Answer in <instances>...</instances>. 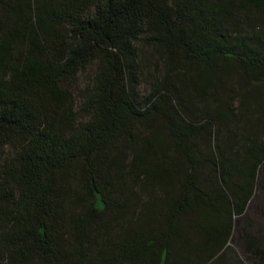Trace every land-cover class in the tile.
I'll list each match as a JSON object with an SVG mask.
<instances>
[{
  "label": "trees",
  "instance_id": "16d2710c",
  "mask_svg": "<svg viewBox=\"0 0 264 264\" xmlns=\"http://www.w3.org/2000/svg\"><path fill=\"white\" fill-rule=\"evenodd\" d=\"M0 14V264H233L264 172V0H0ZM138 44L160 64L144 95Z\"/></svg>",
  "mask_w": 264,
  "mask_h": 264
},
{
  "label": "rangeland",
  "instance_id": "374dc122",
  "mask_svg": "<svg viewBox=\"0 0 264 264\" xmlns=\"http://www.w3.org/2000/svg\"><path fill=\"white\" fill-rule=\"evenodd\" d=\"M138 48L142 59V75L139 88L141 95H144L149 91V83L156 70L160 69V64H158V66L155 65L157 58L150 48L143 46L142 44H138ZM93 72L94 66H90L85 72L78 76L75 82L73 93L77 108L82 102L84 90L88 86ZM232 84L234 88H237L244 85L245 82L243 78L238 76L233 77ZM257 89L259 92L262 87H257ZM229 90L230 94L234 93L232 88ZM79 117L84 118L85 116L80 112ZM9 152V149L0 152V163ZM258 179L259 183L256 187L254 196L248 204L247 211L242 217L236 218L232 250H230L228 257L226 258L233 264H264V257H259L257 254L255 255L254 252L245 251V246L249 244L247 242L249 238L248 236L257 239V242H262L264 238V172H260ZM260 250L263 251V248H260Z\"/></svg>",
  "mask_w": 264,
  "mask_h": 264
}]
</instances>
